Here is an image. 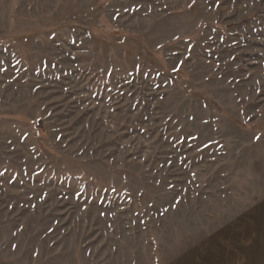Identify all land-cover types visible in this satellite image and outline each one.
<instances>
[{"label":"rangeland","instance_id":"374dc122","mask_svg":"<svg viewBox=\"0 0 264 264\" xmlns=\"http://www.w3.org/2000/svg\"><path fill=\"white\" fill-rule=\"evenodd\" d=\"M260 236L264 0H0V264Z\"/></svg>","mask_w":264,"mask_h":264},{"label":"crops","instance_id":"0c3cea01","mask_svg":"<svg viewBox=\"0 0 264 264\" xmlns=\"http://www.w3.org/2000/svg\"><path fill=\"white\" fill-rule=\"evenodd\" d=\"M241 240L242 238L240 237H236L234 238V243H238V242H242V241H238ZM214 242V241H212ZM211 242V243H212ZM221 242L222 244H219L218 247L220 248L216 253H212L210 254V259L211 260V263L210 264H264V236H260L256 241L255 243L256 244H253V245H243V246H239V247H242V250H235L234 248H230L228 246H224L223 242L222 241H219ZM245 242V241H243ZM239 245V244H238ZM228 248L230 250H232L230 253V255H226L224 251H226V249L224 250V248ZM223 248V250H222ZM227 249V250H228ZM248 250H252V254H249L247 253ZM238 251H242L243 254L242 256H234L236 254H238L239 252ZM262 253V257L259 256L257 257L256 256V253ZM198 255V254H197ZM197 255L194 256L195 259H201L202 263L203 264H208L209 262L206 261L207 259L206 258H203V257H198Z\"/></svg>","mask_w":264,"mask_h":264}]
</instances>
